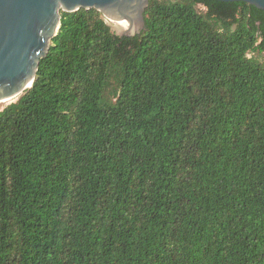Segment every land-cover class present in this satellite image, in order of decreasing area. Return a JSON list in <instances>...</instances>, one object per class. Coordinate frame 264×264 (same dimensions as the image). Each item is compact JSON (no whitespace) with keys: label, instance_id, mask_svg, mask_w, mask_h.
<instances>
[{"label":"trees","instance_id":"16d2710c","mask_svg":"<svg viewBox=\"0 0 264 264\" xmlns=\"http://www.w3.org/2000/svg\"><path fill=\"white\" fill-rule=\"evenodd\" d=\"M144 22L61 12L0 111V264H264V11L150 0Z\"/></svg>","mask_w":264,"mask_h":264},{"label":"water","instance_id":"95a60500","mask_svg":"<svg viewBox=\"0 0 264 264\" xmlns=\"http://www.w3.org/2000/svg\"><path fill=\"white\" fill-rule=\"evenodd\" d=\"M243 2L264 11V0ZM150 0H0V102L18 99L32 87L40 60L49 52L60 28L61 12L95 9L114 23L118 36H133L144 28ZM118 23H126L121 28Z\"/></svg>","mask_w":264,"mask_h":264},{"label":"rangeland","instance_id":"374dc122","mask_svg":"<svg viewBox=\"0 0 264 264\" xmlns=\"http://www.w3.org/2000/svg\"><path fill=\"white\" fill-rule=\"evenodd\" d=\"M197 9L200 11V12H205L206 11V8H204L203 6H201V5H198L197 6ZM107 22H109V24L111 25V26H115L114 25V23H112V22H110V21H107ZM262 60H264V54L262 55ZM16 99H13L11 102H14ZM10 102V103H11ZM10 103H8V104H10ZM8 104H6V105H8ZM6 105H2V106H0V111L6 106Z\"/></svg>","mask_w":264,"mask_h":264},{"label":"bare ground","instance_id":"6f19581e","mask_svg":"<svg viewBox=\"0 0 264 264\" xmlns=\"http://www.w3.org/2000/svg\"><path fill=\"white\" fill-rule=\"evenodd\" d=\"M118 26H120L121 28H126V23H118ZM12 100H9V101H3V102H0V106L2 105H6L8 103H10Z\"/></svg>","mask_w":264,"mask_h":264}]
</instances>
